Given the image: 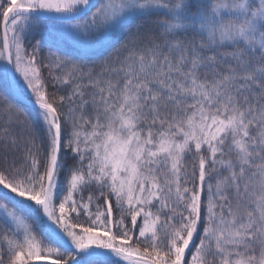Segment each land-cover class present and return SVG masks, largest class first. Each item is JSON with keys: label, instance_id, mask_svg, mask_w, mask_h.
Returning a JSON list of instances; mask_svg holds the SVG:
<instances>
[{"label": "snow or ice", "instance_id": "obj_1", "mask_svg": "<svg viewBox=\"0 0 264 264\" xmlns=\"http://www.w3.org/2000/svg\"><path fill=\"white\" fill-rule=\"evenodd\" d=\"M0 264H264V0H0Z\"/></svg>", "mask_w": 264, "mask_h": 264}, {"label": "rangeland", "instance_id": "obj_2", "mask_svg": "<svg viewBox=\"0 0 264 264\" xmlns=\"http://www.w3.org/2000/svg\"><path fill=\"white\" fill-rule=\"evenodd\" d=\"M93 10H95V9H93Z\"/></svg>", "mask_w": 264, "mask_h": 264}]
</instances>
